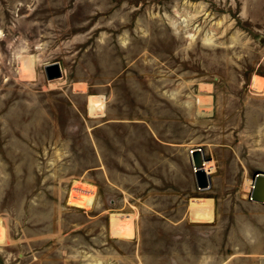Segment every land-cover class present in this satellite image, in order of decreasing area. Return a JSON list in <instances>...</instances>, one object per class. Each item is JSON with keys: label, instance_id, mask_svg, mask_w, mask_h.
<instances>
[{"label": "rangeland", "instance_id": "1", "mask_svg": "<svg viewBox=\"0 0 264 264\" xmlns=\"http://www.w3.org/2000/svg\"><path fill=\"white\" fill-rule=\"evenodd\" d=\"M258 169L264 0H0V264H264Z\"/></svg>", "mask_w": 264, "mask_h": 264}, {"label": "water", "instance_id": "2", "mask_svg": "<svg viewBox=\"0 0 264 264\" xmlns=\"http://www.w3.org/2000/svg\"><path fill=\"white\" fill-rule=\"evenodd\" d=\"M46 78L52 79L61 75V68L57 61H51L44 65ZM189 161L192 165L196 186L198 188L206 187L209 184V174L204 168V157L201 147L194 146L188 150ZM251 187L248 197L251 200L264 203V171L255 170L251 176Z\"/></svg>", "mask_w": 264, "mask_h": 264}, {"label": "crops", "instance_id": "3", "mask_svg": "<svg viewBox=\"0 0 264 264\" xmlns=\"http://www.w3.org/2000/svg\"><path fill=\"white\" fill-rule=\"evenodd\" d=\"M198 205L201 208H199ZM202 209H203V213H201V212L198 213L199 210L201 211ZM127 215L128 214H126V217H127ZM197 215H200V216H197ZM190 216L192 217V219H195V220H199V217H200V219L201 218H205V219L211 218V216H212L211 200L210 199H206L203 202H201L200 204H196V206L194 208L190 209Z\"/></svg>", "mask_w": 264, "mask_h": 264}, {"label": "bare ground", "instance_id": "4", "mask_svg": "<svg viewBox=\"0 0 264 264\" xmlns=\"http://www.w3.org/2000/svg\"><path fill=\"white\" fill-rule=\"evenodd\" d=\"M204 166V165H203ZM206 172H208L207 170H206ZM251 184H252V181H251V183H250V187H251Z\"/></svg>", "mask_w": 264, "mask_h": 264}]
</instances>
